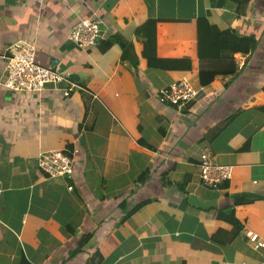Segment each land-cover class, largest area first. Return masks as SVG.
Here are the masks:
<instances>
[{"label": "crops", "instance_id": "0c3cea01", "mask_svg": "<svg viewBox=\"0 0 264 264\" xmlns=\"http://www.w3.org/2000/svg\"><path fill=\"white\" fill-rule=\"evenodd\" d=\"M201 17L258 44L176 108L156 92L178 78L198 86ZM86 18L101 22L95 46L67 39ZM16 40L77 80L66 96L0 87V264H83L93 251L100 264H264L243 235L264 240V0H0V81ZM51 150H70L74 179L40 169ZM201 152L230 178L204 186ZM128 192L126 209L141 204L122 219Z\"/></svg>", "mask_w": 264, "mask_h": 264}, {"label": "built area", "instance_id": "2783aa9c", "mask_svg": "<svg viewBox=\"0 0 264 264\" xmlns=\"http://www.w3.org/2000/svg\"><path fill=\"white\" fill-rule=\"evenodd\" d=\"M100 23L93 18L79 19L71 26L67 34L68 41L77 46L97 45L100 39ZM4 73L0 87L14 92H40L51 85L61 95L66 96L74 86V83L68 79L67 72L52 65L43 66L36 60L35 46L29 40H16L6 46ZM201 88V86H194L185 78H178L159 89L156 95L159 101L179 108L196 99L200 94L203 95ZM38 166L50 176L72 177L75 172L72 158L59 150L41 153ZM198 169L201 183L210 188L216 187L221 181L228 180L231 175V165L215 164L204 152L198 156ZM70 188L67 186V189ZM243 235L251 246H264V240L251 231H245Z\"/></svg>", "mask_w": 264, "mask_h": 264}, {"label": "trees", "instance_id": "16d2710c", "mask_svg": "<svg viewBox=\"0 0 264 264\" xmlns=\"http://www.w3.org/2000/svg\"><path fill=\"white\" fill-rule=\"evenodd\" d=\"M232 1L237 2L238 0ZM237 6L238 5H236V9L238 8ZM113 39L114 38L107 41V45H105L108 46ZM257 44L258 37L254 34L242 35L231 28L218 30L215 25L208 24L205 17L198 18L196 29V57L198 59L197 85L204 87L205 85L211 83L217 75L226 77L228 74L233 73L232 55L234 53L251 55L254 53ZM147 61L149 66L159 67L161 69L186 71L191 67L190 60L187 57L158 59L148 55ZM228 83L230 82L226 81L221 87L223 89L226 88ZM234 115L235 113L228 116L226 122L224 123H228ZM68 151L70 150L65 152L67 155L70 154ZM73 167L76 169V162ZM72 178H75L74 174L72 175ZM129 197L130 192L119 198L118 205L120 210L126 209L125 205L128 204V201L126 202V200ZM140 204L141 203L136 204L129 210L126 209L125 213L122 214V219L127 216V214L134 211L138 206H140ZM231 220L234 221L232 218ZM21 264L27 263L22 261ZM83 264H100L99 254L96 251H93Z\"/></svg>", "mask_w": 264, "mask_h": 264}, {"label": "water", "instance_id": "95a60500", "mask_svg": "<svg viewBox=\"0 0 264 264\" xmlns=\"http://www.w3.org/2000/svg\"><path fill=\"white\" fill-rule=\"evenodd\" d=\"M68 76H69L70 79H72L74 81L77 80L76 74L71 73V74H68ZM79 140H80V143H81L82 142V137L81 136H80Z\"/></svg>", "mask_w": 264, "mask_h": 264}]
</instances>
